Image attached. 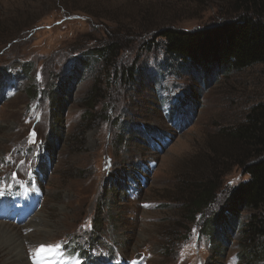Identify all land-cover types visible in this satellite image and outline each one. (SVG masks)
<instances>
[{
	"label": "rangeland",
	"instance_id": "374dc122",
	"mask_svg": "<svg viewBox=\"0 0 264 264\" xmlns=\"http://www.w3.org/2000/svg\"><path fill=\"white\" fill-rule=\"evenodd\" d=\"M234 7V0H0V74L10 75L0 86V225L26 237L30 264H78L80 245L102 263L214 264L205 218L190 221L183 203L212 180L218 196L208 214L219 212L249 179L227 135L264 103V63L203 82L164 66L163 49L146 48L166 27L231 21ZM109 37L124 39L119 62L139 70L136 83L107 84L111 72L87 69L53 126L51 88L67 81L74 57ZM40 211L46 234L31 227ZM238 237L222 263L247 264ZM41 245L58 250L41 255ZM10 259L0 247V264Z\"/></svg>",
	"mask_w": 264,
	"mask_h": 264
},
{
	"label": "trees",
	"instance_id": "16d2710c",
	"mask_svg": "<svg viewBox=\"0 0 264 264\" xmlns=\"http://www.w3.org/2000/svg\"><path fill=\"white\" fill-rule=\"evenodd\" d=\"M234 6L231 15L236 19L229 15L228 19L232 18L231 21H225L207 30L184 31L174 27L160 30L157 37L147 41V52L163 49L164 66L198 75L203 82L222 74L228 75L263 64L264 0H234ZM63 8L68 12L79 10L77 6L68 4L66 6L63 4ZM88 13L91 14L90 11ZM73 16L75 15H66ZM123 35L133 36L129 31H123ZM123 40L109 37L92 49L88 46L83 53L72 59L73 63L67 69V81L53 86L49 93L50 118L53 120V126L63 122L64 111L73 98L76 85L84 80L87 69L99 67L108 74L111 72V80H107V84L113 82L114 77L124 84V87H132L136 83L139 70L133 66L122 68L119 62L124 51ZM150 44L151 47H148ZM1 72L2 87L5 78H9L10 75L6 70ZM25 75L28 77V69ZM34 94L36 96V91ZM94 94L93 98L97 100L101 98L100 94ZM0 97L3 98V93ZM189 102L188 98L184 99L182 107H186ZM54 135L53 132L52 136ZM227 136L239 152L241 159L239 158L237 164L249 179L230 191L219 212L210 215L208 213L217 202L218 187L212 180L200 182L193 187L192 195L183 203L184 212L192 222L196 221L197 215L200 214L205 218L201 233L207 235L210 240L212 248L210 259L214 264H217L214 257H219L218 264H225L222 260H225L227 250L233 242L232 238L236 234H239V258L245 259L247 264L264 263V103L251 107L243 121ZM101 233L100 231L95 237H99ZM91 243H95V238ZM74 248L89 264L85 247L80 245ZM97 263L96 259L94 264Z\"/></svg>",
	"mask_w": 264,
	"mask_h": 264
},
{
	"label": "bare ground",
	"instance_id": "6f19581e",
	"mask_svg": "<svg viewBox=\"0 0 264 264\" xmlns=\"http://www.w3.org/2000/svg\"><path fill=\"white\" fill-rule=\"evenodd\" d=\"M40 211L38 217L34 218L30 223L31 227L46 234V223L43 220V214ZM26 237L19 235L14 228L5 224L0 225V247L5 249L11 259L8 264H30L27 251L25 250ZM37 247V246H36ZM36 247H34L36 249ZM40 248L39 246L37 247ZM35 251V250H34Z\"/></svg>",
	"mask_w": 264,
	"mask_h": 264
},
{
	"label": "snow or ice",
	"instance_id": "6c2138e0",
	"mask_svg": "<svg viewBox=\"0 0 264 264\" xmlns=\"http://www.w3.org/2000/svg\"><path fill=\"white\" fill-rule=\"evenodd\" d=\"M55 250H58V248H53L52 246L47 245H41L38 251L41 255H43L45 253H51Z\"/></svg>",
	"mask_w": 264,
	"mask_h": 264
}]
</instances>
